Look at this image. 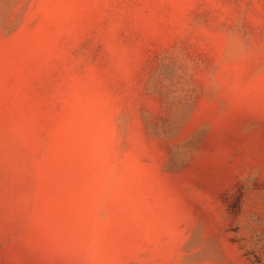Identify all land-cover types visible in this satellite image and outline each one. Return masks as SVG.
<instances>
[{"label":"rangeland","instance_id":"obj_1","mask_svg":"<svg viewBox=\"0 0 264 264\" xmlns=\"http://www.w3.org/2000/svg\"><path fill=\"white\" fill-rule=\"evenodd\" d=\"M0 264H264V0H0Z\"/></svg>","mask_w":264,"mask_h":264}]
</instances>
